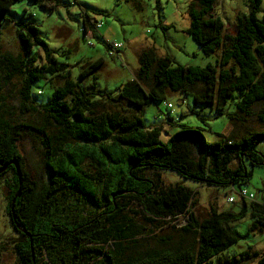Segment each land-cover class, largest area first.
I'll list each match as a JSON object with an SVG mask.
<instances>
[{
  "label": "trees",
  "instance_id": "obj_1",
  "mask_svg": "<svg viewBox=\"0 0 264 264\" xmlns=\"http://www.w3.org/2000/svg\"><path fill=\"white\" fill-rule=\"evenodd\" d=\"M22 1L49 11L60 6L59 0H0V26L12 22L8 14ZM216 1L194 0L189 10L186 33L205 54L224 45V23L212 14ZM248 1L251 12L239 19L235 36H226L229 43L215 65L175 66L170 56L145 50L138 57L135 78L111 92L99 89L97 77L84 84L102 60L90 63L81 80L73 81L34 21H13L20 63L25 67L37 61L40 50L45 59L42 67L27 70L23 86L25 101L42 110L43 124L0 131V187L3 181L8 187L7 212L22 237L19 264H264L259 253L245 252L241 257L247 259L242 260L225 255L245 240L235 225L247 215L252 221L247 235L264 234V204L241 201L237 211L214 209L199 221L191 210L193 192L179 184L164 187L162 179L163 170H173L207 187L231 186V191L242 189L251 177L246 160L264 167V156L256 151L264 139V111L255 120L259 128L251 125L252 108L264 103L263 0ZM90 21L83 20L85 36L93 30ZM46 74L65 81L53 85L48 101L41 103L33 96V85ZM167 89L192 94L198 105H217L218 115L231 101L235 111L228 114L230 135L210 144L201 130L183 127L163 142L162 128L147 126L144 117L148 105L165 100ZM169 123L177 124L173 119ZM25 145L39 155L38 166L22 154ZM12 160L19 161L21 178L13 166L4 169ZM86 161L96 166L95 173L85 169ZM131 211L158 229H175L180 217L187 216L178 230L195 235L196 241L180 250H148L138 258L113 254L109 245L136 238L129 225Z\"/></svg>",
  "mask_w": 264,
  "mask_h": 264
},
{
  "label": "rangeland",
  "instance_id": "obj_2",
  "mask_svg": "<svg viewBox=\"0 0 264 264\" xmlns=\"http://www.w3.org/2000/svg\"><path fill=\"white\" fill-rule=\"evenodd\" d=\"M74 2L75 0H59L60 6L54 11L27 1L17 2L13 6L14 10L8 14L12 22L1 24L0 131L6 126L44 122L42 110L27 103L23 94L27 70L42 67L45 64L44 54L42 50L38 51L37 61L27 63L25 67L20 63L21 46L18 28L13 21H34L39 27L41 38L53 51V57L58 64L68 67L69 77L73 81L81 80L80 74L90 63L102 60L100 69L90 73L84 84L92 83L94 77H97L99 89L111 92L135 78L140 67L138 57L145 50H152L157 57L170 56L175 66L215 65L223 48L229 43L226 36H235L239 19L251 12V2L248 0H217L212 14L221 18L224 23V45L217 48L216 53L205 54L186 33L191 24L189 10L194 0H77L78 4L73 5ZM261 9L264 11V0ZM258 16L261 18L263 14ZM86 17L101 26L98 31L93 29L88 36L82 31ZM106 43L120 44L122 47L112 57ZM12 63L17 66H12ZM64 81L62 77L46 74L45 80H39L33 85V96L37 101L46 103L54 90L53 85L62 86ZM168 104L173 105V110L167 108ZM216 106L198 105L192 94L167 89L164 101L151 103L145 108L144 118L147 126L162 128L163 142H167L183 127H190L201 130L211 144L230 135L232 126L228 114L235 111L231 101L224 105L223 115H218ZM261 111H264V103H258L252 108L251 125L255 128H259L255 120ZM169 119L177 124L172 125ZM256 151L264 156V139L258 143ZM22 154L30 161L29 164L39 165V155L30 145H25ZM84 167L90 173L97 171L96 166L89 161H86ZM245 169L251 177L241 188L254 195L255 203L264 204V167L252 166L246 160ZM162 179L164 187L179 184L193 192L195 203L191 210L199 221L206 219L214 209L224 212L237 211L240 207V199L236 198V202L232 204L228 201L235 194L230 192L231 186L207 187L173 170H163ZM8 195V187L3 181L0 187V262L19 264L18 246L22 237L13 228L7 212ZM129 215V225L136 238L109 245L107 250L113 254L120 252L126 258H138L148 250H180L196 241L195 235H185L178 230L187 216L180 217L181 223L175 229L171 226L158 229L154 224L146 222L141 215L132 211ZM251 222L247 215L235 225L246 238L225 252L228 258L236 256L242 260L246 258L241 257L245 252L264 255V234L247 235Z\"/></svg>",
  "mask_w": 264,
  "mask_h": 264
},
{
  "label": "built area",
  "instance_id": "obj_3",
  "mask_svg": "<svg viewBox=\"0 0 264 264\" xmlns=\"http://www.w3.org/2000/svg\"><path fill=\"white\" fill-rule=\"evenodd\" d=\"M90 23L92 24L93 29L96 31H98L101 27L95 20H91ZM89 34H92V32H89L88 35ZM121 47H122V45H120V44H111V45L108 44L109 55L114 57L115 55H117L118 50ZM167 108L169 110H173V105L168 104ZM231 191L235 194L231 195V197L228 198V201L230 204L235 203L236 198L240 199L241 201H247V202H253L255 200L254 195L250 194L247 190H245L243 188L242 189H232Z\"/></svg>",
  "mask_w": 264,
  "mask_h": 264
},
{
  "label": "water",
  "instance_id": "obj_4",
  "mask_svg": "<svg viewBox=\"0 0 264 264\" xmlns=\"http://www.w3.org/2000/svg\"><path fill=\"white\" fill-rule=\"evenodd\" d=\"M9 166H13L14 168H15V170H16V172H17V174H18V176H19V178H21V168H20V163H19V161L18 160H12L8 165H6L5 166V170H7L8 169V167ZM22 184V181H20V185ZM18 196V195H17ZM16 196V197H17ZM14 202H15V200H13V205H12V208H11V212L13 213L14 212ZM14 219H15V217H13ZM18 227V229H20V230H22L23 231V229L21 228V227H19V226H17ZM24 233H25V231H23Z\"/></svg>",
  "mask_w": 264,
  "mask_h": 264
},
{
  "label": "crops",
  "instance_id": "obj_5",
  "mask_svg": "<svg viewBox=\"0 0 264 264\" xmlns=\"http://www.w3.org/2000/svg\"><path fill=\"white\" fill-rule=\"evenodd\" d=\"M35 23V22H34ZM35 25H37L36 23H35ZM38 26V25H37Z\"/></svg>",
  "mask_w": 264,
  "mask_h": 264
}]
</instances>
